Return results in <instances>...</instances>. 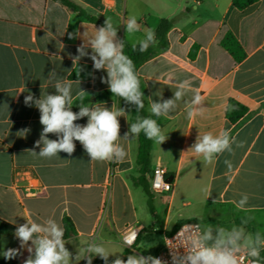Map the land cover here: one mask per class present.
<instances>
[{
  "label": "crops",
  "instance_id": "0c3cea01",
  "mask_svg": "<svg viewBox=\"0 0 264 264\" xmlns=\"http://www.w3.org/2000/svg\"><path fill=\"white\" fill-rule=\"evenodd\" d=\"M71 1L97 22L57 0H0V220L16 227L25 219L42 223L54 218L64 229L66 247L74 254L89 238L96 237L110 242V250L123 254L125 260L133 252L156 256L165 236L186 219L179 205L193 204L192 197L200 193L205 202L237 221V226L250 217L246 230L263 233L264 0L244 10L236 8L233 0ZM131 16H136L141 25V31L133 36L124 27ZM107 17L117 27L129 57L133 43L144 37L145 30L155 31L163 19L171 24L166 44L155 43V55L138 68L148 113L152 114L151 102L159 101L161 95L163 99L173 98L179 82L188 81L204 98L203 116L188 118L185 101L191 98L189 93L177 102L174 113L160 117L167 139L162 144L152 142L147 178L150 185L152 170L163 167L173 183L170 192L158 194L150 188L149 195L134 184L133 178L139 175L137 136L120 141L128 153L124 162L91 161L79 141H75L71 156L60 152L57 157L43 159L26 151L34 148L42 125L39 110L25 106L24 98L29 93L37 98L54 93L48 81L52 70L58 77L73 81L74 101L81 88L91 95L89 106L104 103L108 108L113 104L124 108L129 116L127 120L118 118L120 135L129 132L131 111L121 105V98H97L109 91L108 85L101 82L106 72L94 70L89 57L75 64L72 60L83 43L84 31L91 36L95 26H102ZM228 31L246 53L242 61H236L221 44ZM79 64L91 67L89 79L83 77L87 68ZM77 68L78 77L71 78ZM231 99L247 107L237 122L229 121L225 114ZM77 123L86 124L87 118ZM24 128L31 131L21 137L17 133ZM226 128L244 145H234V154L225 152L207 163L202 156L188 151L198 135L218 134ZM49 138L56 139L51 134ZM39 150L35 148L37 153ZM225 159L232 162L231 171ZM242 193L249 195L247 212L233 203L241 199ZM65 218L73 225L68 232ZM133 226H138L140 232L129 249L122 235ZM152 243L155 245L150 248ZM9 248H19V241L14 234L0 233V252ZM28 255L22 250L15 259L0 258L4 264H23ZM98 261L102 260L93 258L100 264ZM79 264L87 262L81 260Z\"/></svg>",
  "mask_w": 264,
  "mask_h": 264
},
{
  "label": "clouds",
  "instance_id": "9594fccd",
  "mask_svg": "<svg viewBox=\"0 0 264 264\" xmlns=\"http://www.w3.org/2000/svg\"><path fill=\"white\" fill-rule=\"evenodd\" d=\"M126 33L133 36L141 31V25L136 16L127 18L124 23ZM118 29L110 18H106L100 27L95 26V32L91 36L84 31L83 43L77 47V55L72 57L73 64L79 63L84 57L93 61L94 70L106 72L101 77V82L108 85L113 96H118L129 105H133L136 111L144 108V93L140 90V80L135 70L133 60L124 53V40L118 37ZM74 35H78L74 34ZM74 38V37H70ZM156 43L155 31L147 29L144 37L133 43L141 52ZM91 49V52H89ZM48 81L55 89L54 93L40 95L39 98L29 93L24 98V104L39 110V122L42 125L39 139L35 141L33 149H28L34 156L43 159H52L59 156L60 152L71 156L75 149V141H79L91 161L124 162L128 153L120 141H128L138 136L141 132L149 139L162 144L167 136L160 125L151 117H137L135 123L130 124L129 132L123 137L120 135V121L124 117L127 120L128 113L122 107L114 104L108 108L104 103L84 104V98L88 96L81 88L77 93L80 100L79 111L72 110L74 105L73 81L58 77L55 70L48 74ZM80 83V81H79ZM176 91L171 99L152 101L150 111L155 117H168L177 110L178 101L191 93V98L185 101L187 116L193 119L203 116L206 112L204 98L198 90L192 89L188 81L175 84ZM87 118L86 124L77 121ZM30 128L21 129L17 134L26 136ZM56 139H50L49 135ZM243 147V142L238 141L232 135L231 129H223L218 134L212 132L198 135L195 143L188 151H192L203 157L204 161L211 163L225 152L234 154V146ZM39 148V152L35 151ZM228 170L233 168L232 162L225 159ZM249 195L241 194L239 201H233L236 208L247 212ZM250 217L242 220L241 225L223 226H197L181 237L183 252L172 253L171 264H262L261 252L264 251V233L256 231L248 232L246 225ZM26 222L16 226L14 236L19 241V248H9L0 252L6 260L15 259L22 255V250L28 252L23 264H79L85 260L87 264H93V258L99 257L103 264H168V261L152 255L144 256L133 252L127 259L123 254L110 250L108 244L98 238H89L83 247L75 254L66 247L64 229L54 218H48L42 223L33 219H25ZM133 241L125 239L123 244L130 247ZM114 259L110 260L109 257Z\"/></svg>",
  "mask_w": 264,
  "mask_h": 264
},
{
  "label": "trees",
  "instance_id": "16d2710c",
  "mask_svg": "<svg viewBox=\"0 0 264 264\" xmlns=\"http://www.w3.org/2000/svg\"><path fill=\"white\" fill-rule=\"evenodd\" d=\"M61 4L69 7V8H74L76 11H79L84 17H86L89 21L91 22H97L96 18L91 16L90 14L86 13L83 9L75 5L71 0H57ZM259 0H233V5L238 8L239 10H244L251 4L257 2ZM171 24L167 19H163L159 26L155 30V38H156V43L165 45L166 44V39L165 35L170 28ZM222 46L235 58L236 61H242L246 53L244 49L242 48L241 44L237 40V38L233 35L232 32L228 31L225 36L222 39L221 42ZM155 55V51L153 50V45L150 46L147 51L141 52L139 50V46H137L135 49H133L130 53V58L133 60L134 65H135V70L138 74V68L139 66L145 62L146 60L152 58ZM79 67H86L83 66L82 64L78 65ZM87 72L84 74L85 79H89L91 77V67L87 66ZM71 78L78 77V68L74 69L72 74L70 75ZM138 78L140 80V90L144 93V100H145V85L141 79V77L138 74ZM113 96V94L108 91L100 94L97 98L98 99H107L109 97ZM91 101V95L88 94L84 98V104L88 105L90 104ZM80 103L79 98L77 97L76 100L74 101V105L72 110L74 112L79 111L78 104ZM120 103L122 106H125L130 109L131 111V116H130V121L131 124L135 123L137 120V117H151L152 119H155L157 123L160 125V127H163V122L160 117H155L152 114L148 113L145 109V106L143 109L140 111H136L135 106L126 104L122 98L120 99ZM145 104V101H144ZM247 112V107L238 101L231 99L229 100L227 107H226V117L229 119L231 122H237L240 118H242ZM138 155H137V163L139 165V175L137 177L133 178V182L135 185L142 186L144 190L150 195V185L149 181L147 178L148 173L150 172V153H151V146L153 140H149L143 132H141L138 136ZM196 221V220H193ZM65 227L67 232L71 230L72 228V222L69 218L64 219ZM184 221H181L179 224L176 225V227L173 229L175 231ZM16 227L9 225L3 221L0 220V233L1 234H9L13 235L15 232ZM171 231L170 233H172ZM264 233V232H263ZM261 259L262 262H264V251L261 252ZM100 264H103V261H98ZM0 264H4V261L2 258H0Z\"/></svg>",
  "mask_w": 264,
  "mask_h": 264
},
{
  "label": "built area",
  "instance_id": "2783aa9c",
  "mask_svg": "<svg viewBox=\"0 0 264 264\" xmlns=\"http://www.w3.org/2000/svg\"><path fill=\"white\" fill-rule=\"evenodd\" d=\"M173 183L167 178V172L163 167H155L151 172V183L150 188L154 193L163 194L170 192L172 190ZM197 226L202 228V225L198 221H189L182 223L175 231L169 233L164 238V243L160 251L155 257L162 258L171 264L172 253L183 252V247L181 245V237L190 230H194ZM140 229L138 226L129 227L122 235V242L125 239H131L133 243L130 247L126 248L132 249L135 245L137 238L139 236ZM247 264V260L244 261ZM264 264V262H262Z\"/></svg>",
  "mask_w": 264,
  "mask_h": 264
},
{
  "label": "rangeland",
  "instance_id": "374dc122",
  "mask_svg": "<svg viewBox=\"0 0 264 264\" xmlns=\"http://www.w3.org/2000/svg\"><path fill=\"white\" fill-rule=\"evenodd\" d=\"M182 195L186 197V191L184 188L181 189ZM183 197V198H184ZM193 204L188 206H181L179 205V208H181L182 212L186 216L183 221L189 222L196 220L201 223L202 228L212 225V226H223V227H231L232 225H237V221L233 220L231 216H228L226 213H220V211L217 210L215 206H212L205 202L203 200V196L198 193L196 196L192 197ZM189 216H196L189 217ZM96 238V237H95ZM160 238V236H159ZM158 239H156L157 241ZM155 244H151L150 248H153ZM113 252L117 251L115 249L111 250ZM115 258V257H114ZM101 260V259H100ZM93 264H98L97 262H93Z\"/></svg>",
  "mask_w": 264,
  "mask_h": 264
}]
</instances>
